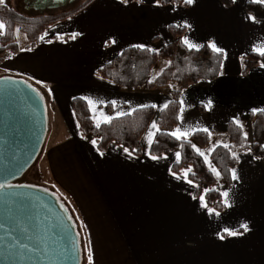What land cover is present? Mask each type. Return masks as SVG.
<instances>
[{
    "label": "crops",
    "instance_id": "obj_1",
    "mask_svg": "<svg viewBox=\"0 0 264 264\" xmlns=\"http://www.w3.org/2000/svg\"><path fill=\"white\" fill-rule=\"evenodd\" d=\"M248 1L195 0L193 5H183L134 0L125 5L119 0H92L72 16L50 24L30 50L25 48V34L15 26L20 49L2 54L0 76L40 81L37 84L47 93L52 120L59 117L61 121L60 136L46 145L45 166H39L49 188L77 217L86 264L87 245L93 264H264V160L239 151L237 165L222 174L213 171L202 154L203 150L210 157L216 145L230 143L229 120L239 121L246 135L249 112H264V64L241 73L243 55L264 48V19L248 18L251 14L244 7ZM170 25L184 27L182 39L188 47L209 42L223 54L218 77L199 80L181 91L180 119L172 130L179 128L190 135L207 129V144L194 143V148L214 174V187L224 201L222 211L204 200L206 207L201 206L200 197L208 186L201 185L196 196V185L186 176L188 169L172 170L179 160L178 150L149 153L158 131L157 125L152 128L155 117L142 134L141 155L114 143L100 152L80 133L71 105L72 97L84 99L94 125L104 122L102 116H121L147 105L156 110L165 107L174 86L171 82L152 90L126 89L95 76L94 70L126 47L159 49L173 38ZM73 33L80 35L73 39ZM160 59L164 58L157 62ZM156 64L150 79L168 61L160 70ZM65 128L72 132L70 136L61 133ZM243 223L250 231L242 235L228 236L224 231L243 232Z\"/></svg>",
    "mask_w": 264,
    "mask_h": 264
},
{
    "label": "trees",
    "instance_id": "obj_2",
    "mask_svg": "<svg viewBox=\"0 0 264 264\" xmlns=\"http://www.w3.org/2000/svg\"><path fill=\"white\" fill-rule=\"evenodd\" d=\"M91 1L84 0L75 8L57 14H38L34 16H26L4 2L0 3V21L4 25L3 34L0 36V63L3 60L2 54L6 50L15 54L20 49L15 40L14 28L16 25L27 38L25 48L32 49L38 43L40 34L50 24L72 16ZM131 1L134 0H129V2ZM155 1L159 4L182 3L186 5L183 0ZM222 2L229 4V0H222ZM244 7L255 18L264 19V6L252 4L248 1ZM169 30L173 37L172 40L159 49L126 47L94 70L95 76L126 89L142 87L146 90H152L162 88L171 82L174 86L170 92V101L167 103V107L156 110L152 105L142 106L127 114L111 117L112 119L109 122L94 125L86 101L75 96L71 98V105L78 129L82 135L90 136V139L95 141L94 145L100 152H105L114 143L127 149L132 154L141 155L142 134L155 117L158 131L150 145L149 153L151 155H161L178 150L180 157L178 161L172 164V170L181 173L186 169H190L186 172V176L196 185L194 194L199 195L201 185L208 186V190L203 195L204 201L217 211H222L224 201L220 191L214 187V174L206 164L202 154L193 147L194 143L198 146L207 144V131L196 130L186 138L181 139H176L170 133L178 124L177 117L181 91L199 80H213L218 77L222 69L223 54L221 51L214 52L209 47V42H205L198 48L188 47L182 39L184 27L170 25ZM159 58H166L168 64L161 69L154 79H150V71ZM256 64H264V55L257 52L244 54L241 73L245 74L248 67ZM25 80L45 100L47 95L45 89L31 80ZM248 120L250 122L249 136L243 133L242 127H237L234 120H229L226 125V132L230 143L216 145L211 150V161L222 174H227L237 165L239 151H249L254 157L264 160V112L260 110L250 111ZM50 193L66 207L69 219L78 233L77 217L71 207L53 190Z\"/></svg>",
    "mask_w": 264,
    "mask_h": 264
},
{
    "label": "water",
    "instance_id": "obj_3",
    "mask_svg": "<svg viewBox=\"0 0 264 264\" xmlns=\"http://www.w3.org/2000/svg\"><path fill=\"white\" fill-rule=\"evenodd\" d=\"M45 128L38 91L24 78L0 76V264H81L79 235L62 202L14 184L38 154Z\"/></svg>",
    "mask_w": 264,
    "mask_h": 264
},
{
    "label": "rangeland",
    "instance_id": "obj_4",
    "mask_svg": "<svg viewBox=\"0 0 264 264\" xmlns=\"http://www.w3.org/2000/svg\"><path fill=\"white\" fill-rule=\"evenodd\" d=\"M83 1L84 0H66L65 2H60L58 6H55L54 2L50 3L51 5L45 4L38 6L33 4L31 5L30 3H27L28 4L27 5L24 0H6V2L10 4L12 8L19 10L22 14L26 16H34L38 14H57L75 8ZM18 38L20 39V36ZM165 63H166L165 58L163 60L160 59L156 64V70L158 69L160 70L161 66H163ZM12 77H16V75H12ZM44 104H45V115H46V128H45V134L42 144L34 161L24 171V173L17 180L14 181V184H25L26 186H30L43 191L50 192L52 189H50L48 183L44 181L45 178L44 170L39 165L42 164L45 166V157L43 153L44 149L48 143L58 140L60 135L57 134V131L59 125L61 126V121L58 116H56L58 117L57 119H55L54 121L52 120V114L49 107L47 95L45 96ZM63 131L64 132L61 133L67 136H70L72 134V132H70L68 128H65ZM249 134H250V127H248V130L246 131V135L249 136ZM86 137L87 139H90V136H86ZM202 154L205 156V159L207 160L209 167L211 169L218 170L214 165V163L211 161L209 154L204 152L203 150H202ZM81 251H82L81 264H86L84 258L85 256H84L83 245Z\"/></svg>",
    "mask_w": 264,
    "mask_h": 264
},
{
    "label": "snow or ice",
    "instance_id": "obj_5",
    "mask_svg": "<svg viewBox=\"0 0 264 264\" xmlns=\"http://www.w3.org/2000/svg\"><path fill=\"white\" fill-rule=\"evenodd\" d=\"M3 2H4V0H0V3H3ZM119 2L122 3V4L127 5V3L129 2V0H119ZM140 2H142V0H137V3H140ZM183 2L186 5H193L194 2H195V0H183ZM235 2H236V0H233V3H235ZM250 3L264 6V0H250ZM248 18L250 20H252L253 22H255V17L254 16L249 15ZM186 26L191 27L190 25H186ZM3 28H4V25L2 23H0V34H3ZM77 35H80V33H73L72 34V38L75 39V37ZM112 42L115 43V40H113ZM185 42L187 43V41H185ZM134 47L143 48L144 46L143 45H134ZM209 47L214 52H220L221 51V49L217 48L214 43H210L209 44ZM258 51H259V53L261 55H264V48L258 49ZM261 66L264 67V65H261ZM37 83H41V82L40 81H37ZM49 91L51 92V90H49ZM88 103L91 106L92 101L89 100ZM113 103H115V102H113ZM210 104H211V101H209V106H210ZM165 107H167V106L165 105ZM182 111H183V109H182ZM177 118L180 119V117H177ZM101 119H103L104 122H109L112 118L111 117H107V116H102ZM234 122L237 124V127H241V125L239 124V121H234ZM152 128H154V129L156 128V124L155 123L152 124ZM203 130L204 131H207V129H203ZM148 135L151 138L152 135H153V133L152 132H149ZM170 135L174 136L176 139H181V138H186L187 135H188V132L187 131H181L179 128H177L172 133H170ZM93 144H95V141H93ZM193 147H195V146H193ZM125 151H127V149H125ZM197 151L199 152L198 149H197ZM177 157L179 158V153H177ZM152 158L153 159H156V157H152ZM187 171H190V169L187 170ZM213 171H215V170L213 169ZM232 173H233V179L234 180L237 179V176L235 174V170H232ZM217 175H218V173H217ZM189 183H191V182L189 181ZM3 187H4V185L0 184V188H3ZM223 195L225 197H227L228 193L225 192ZM200 200H201V206L202 207H206V204L203 203V200H204L203 196L200 197ZM225 205L226 206H229L227 204V201L225 202ZM208 211L209 212H212L211 209H208ZM216 214L219 215L218 213H216ZM240 228L243 229V232H239L238 230H231V229H225L224 231L227 233L228 236L242 235L243 233H246V232L250 231V228H249L248 224H246V223L241 224L240 225ZM218 238L221 239V240H223L224 239V236L219 235ZM86 251H87V264H93V253H92V250H91L90 245H87L86 246Z\"/></svg>",
    "mask_w": 264,
    "mask_h": 264
},
{
    "label": "flooded vegetation",
    "instance_id": "obj_6",
    "mask_svg": "<svg viewBox=\"0 0 264 264\" xmlns=\"http://www.w3.org/2000/svg\"><path fill=\"white\" fill-rule=\"evenodd\" d=\"M27 3H30L31 5H51L50 3L54 2L55 4V0H24ZM66 0H63L62 2H65ZM60 4V3H59ZM28 5V4H27Z\"/></svg>",
    "mask_w": 264,
    "mask_h": 264
}]
</instances>
